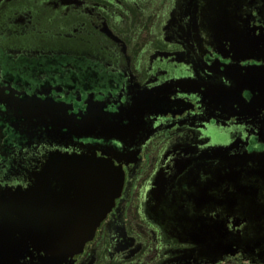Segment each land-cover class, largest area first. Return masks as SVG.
Returning <instances> with one entry per match:
<instances>
[{"label":"flooded vegetation","instance_id":"flooded-vegetation-1","mask_svg":"<svg viewBox=\"0 0 264 264\" xmlns=\"http://www.w3.org/2000/svg\"><path fill=\"white\" fill-rule=\"evenodd\" d=\"M65 155L123 181L59 264H264V0H0V206Z\"/></svg>","mask_w":264,"mask_h":264},{"label":"water","instance_id":"water-1","mask_svg":"<svg viewBox=\"0 0 264 264\" xmlns=\"http://www.w3.org/2000/svg\"><path fill=\"white\" fill-rule=\"evenodd\" d=\"M48 172L40 189L35 186L25 193L9 194L0 206L4 219L0 234L26 237H7L5 242L31 247L38 254L37 264H59L78 253L110 210L123 181L118 167L94 155L58 157ZM153 213L163 220V211ZM200 229L201 251L208 252L212 244L217 254L225 249L228 236L221 225L211 235L209 227ZM186 234L193 242V231Z\"/></svg>","mask_w":264,"mask_h":264}]
</instances>
